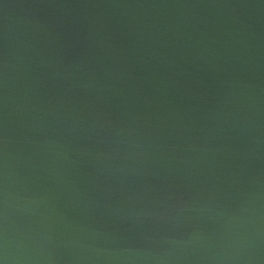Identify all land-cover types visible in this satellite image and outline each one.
Wrapping results in <instances>:
<instances>
[{
  "label": "water",
  "instance_id": "95a60500",
  "mask_svg": "<svg viewBox=\"0 0 264 264\" xmlns=\"http://www.w3.org/2000/svg\"><path fill=\"white\" fill-rule=\"evenodd\" d=\"M0 264H264V0H0Z\"/></svg>",
  "mask_w": 264,
  "mask_h": 264
}]
</instances>
